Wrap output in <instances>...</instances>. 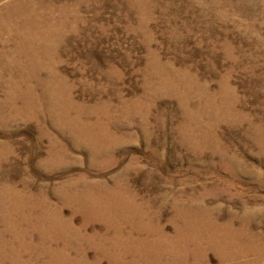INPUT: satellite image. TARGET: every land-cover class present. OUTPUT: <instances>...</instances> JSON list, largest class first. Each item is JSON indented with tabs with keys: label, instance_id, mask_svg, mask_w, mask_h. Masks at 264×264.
<instances>
[{
	"label": "rangeland",
	"instance_id": "1",
	"mask_svg": "<svg viewBox=\"0 0 264 264\" xmlns=\"http://www.w3.org/2000/svg\"><path fill=\"white\" fill-rule=\"evenodd\" d=\"M42 1V58L0 56V264H264V0Z\"/></svg>",
	"mask_w": 264,
	"mask_h": 264
},
{
	"label": "bare ground",
	"instance_id": "2",
	"mask_svg": "<svg viewBox=\"0 0 264 264\" xmlns=\"http://www.w3.org/2000/svg\"><path fill=\"white\" fill-rule=\"evenodd\" d=\"M1 1H3V0H0V2ZM78 4H80V3H78ZM78 4H76V5H78ZM65 8L66 7L64 5L57 6L56 4L52 3L51 1L49 2V1H42V0H11L10 2L4 4L3 7L0 8V31L5 30L6 24L12 25L11 27H13V28H11L9 30L7 40L0 42V56L6 58L9 61H11V58L16 59V57H18V56L20 58L24 57L26 59V60L24 59L26 62L32 63L33 59L39 60V58L37 56L39 55V51H40V59H41L42 56L46 52L43 44L51 42L50 34L45 31V28L49 27V26L51 27V25H53L54 19H56V17L59 18V22H61V25H63V22H66L67 13H68V12H66L67 10H65ZM8 23H10V24H8ZM14 33H16V35H15L16 37L11 36ZM10 38H14V39H10ZM11 43H14V46H13L14 48L12 47ZM45 87H46V85H45ZM52 97H54V96H52ZM43 98H41L40 102H38V103H41L43 105V103H45V101H43L44 100ZM38 103L36 102V105L35 104L34 105L37 106ZM55 103L56 104H53V108L51 110H53V112L56 113L54 115V116H56V118H55V120H56L59 116L58 115L59 113H58L57 108H56L57 101H55ZM68 104H69V106L70 105L75 106V103L71 98L68 99ZM45 117H46V115H45ZM52 117L53 116L50 114L51 121H53V123H55L54 117H53V120H52ZM202 207H203V204H202ZM198 214H200L201 216H203V217L207 218V220H209V218H208L209 211H207L205 209H201L200 211H198ZM193 221L195 223H194V227H192V228H194L195 231L197 230L196 232H198V230L200 229L199 226H201L199 223V220L196 219ZM209 221L211 224H208V222L205 221V223H206L205 228H206L208 233H209V231H211V235L213 232V234L216 237L221 236L225 231H229L228 230L229 228L230 229L232 228L231 223H228V225L227 224L223 225V224H220L219 222H216L213 220H209ZM243 227H244V225H243ZM162 237L166 238L165 235H163V234H162Z\"/></svg>",
	"mask_w": 264,
	"mask_h": 264
}]
</instances>
